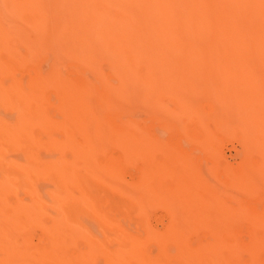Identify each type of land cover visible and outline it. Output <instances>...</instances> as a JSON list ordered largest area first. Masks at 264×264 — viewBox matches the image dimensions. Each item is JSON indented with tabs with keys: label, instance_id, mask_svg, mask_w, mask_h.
I'll use <instances>...</instances> for the list:
<instances>
[{
	"label": "bare ground",
	"instance_id": "1",
	"mask_svg": "<svg viewBox=\"0 0 264 264\" xmlns=\"http://www.w3.org/2000/svg\"><path fill=\"white\" fill-rule=\"evenodd\" d=\"M0 264H264V0H0Z\"/></svg>",
	"mask_w": 264,
	"mask_h": 264
},
{
	"label": "rangeland",
	"instance_id": "2",
	"mask_svg": "<svg viewBox=\"0 0 264 264\" xmlns=\"http://www.w3.org/2000/svg\"><path fill=\"white\" fill-rule=\"evenodd\" d=\"M82 77H84L83 74L77 73V74H74L73 79L75 81H80L81 82L84 79ZM210 105L211 104H209L208 107H210ZM208 107L206 106V109L207 110H211L212 107H210L209 109H208ZM143 115L140 116V117H142L141 118L142 121H139V124H140L139 126H141L142 123H145V125H146V123H148L149 125L148 126L146 125V127H145L146 130L144 129L145 131H148V127L152 128V129H150L149 133L152 132L153 129L154 130H158V128L161 126V124L158 125V123H161V121L158 122L157 120H159V119L156 118V116L154 117L153 115L151 117V114L144 115V116ZM148 116H149V118H147ZM143 118H144V120H146V119L147 120L144 121ZM153 118H155V119H153ZM148 119H150V120L152 119V121H149ZM155 124H157V125H155ZM145 125L143 124L142 126H145ZM153 125L156 126V127L158 126V127L155 128ZM174 126H170L169 129H167L169 131L168 134L166 132L167 131L166 129L162 132L163 133L162 134L163 138L166 140V142H168L167 144H169V146L172 145L171 143H173L175 146L183 148L184 151H186V152L188 151L187 153H189V154L192 153L193 156H195L194 158H196V160L198 159V157H199V159H201V157H203L202 158V160L204 159L203 160V162H204L203 164H207L206 165L207 167H208V165H211V164L214 163L215 160H212V158L210 159L208 156H206V154L204 156L202 149H199L200 146L197 145V143L195 141L193 142L191 140L190 141L187 140L188 141L187 142L186 140H183V138H184L183 136L185 134L183 132H182L183 135L181 134V131H183L182 128H181V125L179 126V124H178V127H176V126L174 127ZM171 127L173 128V131H172V129L170 130ZM142 128H144V127H142ZM192 134H194V133H192ZM187 137L189 139L190 136H187ZM215 138L217 140V150H216L217 152L216 153H218V155L220 156L221 164H219V167H218L217 171L215 172V176L214 177L210 176V179L211 178H213V179L216 178V180L214 179L215 181L212 179L214 181V184L218 183V186L220 185V189H224L225 186H222V184L224 182L228 181V179H226V177H225L223 168H227L229 166H230V168L231 167H237L238 163L240 162V143H239L240 140H239V137H237V136L236 137L233 136V135L232 136H229V135L226 136L224 134H218V133L215 135ZM199 151H200V153H199ZM115 153H116L117 156H119L121 154V152L118 151V150ZM198 153H199V155H198ZM209 159H210V162H209ZM216 160H217V162L220 163V161L218 159H216ZM136 163L138 165H134V167H130L129 168V166L131 164H129V165L124 167L125 175H126L127 178H129V180H131V178H133V179L135 178L136 179V177L139 175L140 169L142 168L141 162L137 161V162H135V164ZM235 164H236V166H234ZM131 166H133V165H131ZM203 166H204V168L206 167L205 165H203ZM218 172H219V174H218ZM205 175H206V173H205ZM205 177L209 178L208 175H206ZM210 182H211V180H210ZM211 184H213V182H211ZM216 186L217 185L215 184V187ZM253 198L252 197H249V198L244 197V198H242V200H244L245 203L252 204V205H256V204H258L257 202H260V198L259 197H257V198L253 197ZM249 200H251V201H249ZM150 215L153 216V217L152 216L150 217V220H152V222L150 221V224L152 223L151 225H153L152 226L153 228L157 227V229H162L165 226V224L167 223V214L162 208H153L151 210V214ZM154 222H156V223H154ZM193 238H195V236H193Z\"/></svg>",
	"mask_w": 264,
	"mask_h": 264
}]
</instances>
